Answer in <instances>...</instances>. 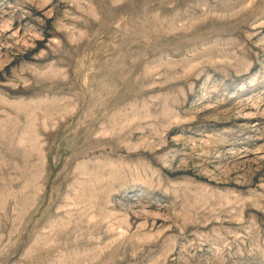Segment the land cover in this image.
<instances>
[{"label":"rangeland","instance_id":"1","mask_svg":"<svg viewBox=\"0 0 264 264\" xmlns=\"http://www.w3.org/2000/svg\"><path fill=\"white\" fill-rule=\"evenodd\" d=\"M0 264H264V0H0Z\"/></svg>","mask_w":264,"mask_h":264}]
</instances>
